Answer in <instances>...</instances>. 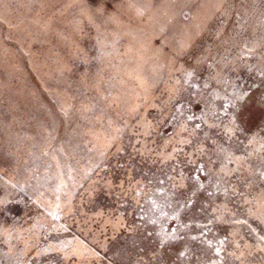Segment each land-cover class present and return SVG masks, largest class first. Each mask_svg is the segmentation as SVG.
Here are the masks:
<instances>
[{
	"label": "rangeland",
	"instance_id": "obj_1",
	"mask_svg": "<svg viewBox=\"0 0 264 264\" xmlns=\"http://www.w3.org/2000/svg\"><path fill=\"white\" fill-rule=\"evenodd\" d=\"M0 264H264V0H0Z\"/></svg>",
	"mask_w": 264,
	"mask_h": 264
}]
</instances>
